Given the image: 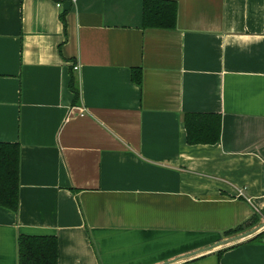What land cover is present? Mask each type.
<instances>
[{
    "label": "crops",
    "instance_id": "obj_1",
    "mask_svg": "<svg viewBox=\"0 0 264 264\" xmlns=\"http://www.w3.org/2000/svg\"><path fill=\"white\" fill-rule=\"evenodd\" d=\"M167 1L173 30L143 0H0V143L20 145L0 264L21 235L56 236L58 264H264V230L218 246L264 223V0ZM189 114L219 142L190 144Z\"/></svg>",
    "mask_w": 264,
    "mask_h": 264
},
{
    "label": "trees",
    "instance_id": "obj_2",
    "mask_svg": "<svg viewBox=\"0 0 264 264\" xmlns=\"http://www.w3.org/2000/svg\"><path fill=\"white\" fill-rule=\"evenodd\" d=\"M178 7L176 2L167 0H143V27L145 29L173 30L176 27ZM65 13L62 20L65 21ZM142 72L133 70L132 80L142 85ZM70 89L74 93V103H79L80 93L77 79L72 75ZM213 115L189 114L185 116L187 138L190 144H215L220 140L221 120L206 123ZM20 201V145L0 143V207L17 212ZM264 216V210L262 211ZM255 219V220H254ZM253 223L259 222L255 216ZM250 223L225 234L234 237L245 233ZM264 232L251 241L260 243ZM19 264H58V240L56 236L21 235L18 241ZM223 252H220L221 255Z\"/></svg>",
    "mask_w": 264,
    "mask_h": 264
},
{
    "label": "water",
    "instance_id": "obj_3",
    "mask_svg": "<svg viewBox=\"0 0 264 264\" xmlns=\"http://www.w3.org/2000/svg\"><path fill=\"white\" fill-rule=\"evenodd\" d=\"M262 230H264V223L258 227H256L255 229H253L252 231H249L247 233H244V234H241V235H238V236H235V237H232L230 239H226L224 240L223 242H221L218 246H226V245H229V244H232V243H235V242H239V241H242L244 239H248V238H251L257 234H259ZM210 250V249H208ZM207 251V250H206ZM200 252H203V251H199V252H196V253H193V254H190V255H186L184 256L183 258H188V257H191V256H195L197 254H200Z\"/></svg>",
    "mask_w": 264,
    "mask_h": 264
},
{
    "label": "built area",
    "instance_id": "obj_4",
    "mask_svg": "<svg viewBox=\"0 0 264 264\" xmlns=\"http://www.w3.org/2000/svg\"><path fill=\"white\" fill-rule=\"evenodd\" d=\"M57 7L60 8V7H61V4L58 3V4H57ZM73 70H74V71H78V70H79V67H78L77 65H75V66L73 67ZM240 194H242V193L240 192ZM249 201H250V200H249Z\"/></svg>",
    "mask_w": 264,
    "mask_h": 264
}]
</instances>
